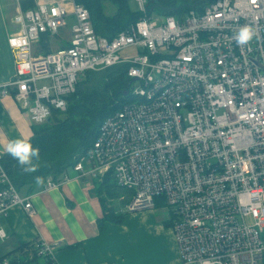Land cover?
I'll return each instance as SVG.
<instances>
[{
	"label": "built area",
	"instance_id": "1",
	"mask_svg": "<svg viewBox=\"0 0 264 264\" xmlns=\"http://www.w3.org/2000/svg\"><path fill=\"white\" fill-rule=\"evenodd\" d=\"M158 1L134 0L137 18L112 37L95 33L75 0L16 8L7 37L14 72L0 96L39 124L65 110L85 71L126 66L131 100L74 157L76 178L110 175L131 190L127 211L165 207L181 264H264V0H176L193 4L173 13ZM69 17V45L33 53ZM245 24L254 35L238 45L234 33ZM2 155L0 216L17 206L30 217V197ZM68 179L66 171L48 176L43 188ZM33 250L55 264L51 244L37 239Z\"/></svg>",
	"mask_w": 264,
	"mask_h": 264
},
{
	"label": "crops",
	"instance_id": "2",
	"mask_svg": "<svg viewBox=\"0 0 264 264\" xmlns=\"http://www.w3.org/2000/svg\"><path fill=\"white\" fill-rule=\"evenodd\" d=\"M37 1L52 0H0V84L8 82L14 72V53L7 46V37L17 28L12 20L16 8H30ZM59 30L43 35L33 53L68 46L70 30ZM31 125L12 97L0 96V143L18 136L29 138ZM66 173L69 179L58 186L44 189V180H40L30 189L28 185L20 189L30 197L34 213L29 217L15 206L0 216L4 232L0 257L9 254L6 258L17 264H50L33 250L34 241L41 239L51 244L55 264H181L170 221L159 217L156 208L127 211L121 199H114L121 221L105 220L99 225L102 207L96 188L106 176L84 182L71 167Z\"/></svg>",
	"mask_w": 264,
	"mask_h": 264
},
{
	"label": "trees",
	"instance_id": "3",
	"mask_svg": "<svg viewBox=\"0 0 264 264\" xmlns=\"http://www.w3.org/2000/svg\"><path fill=\"white\" fill-rule=\"evenodd\" d=\"M83 4L89 11L90 20L95 33L112 37L123 29L137 16V11H130L126 0H75ZM204 2L205 0H200ZM176 0H160L157 5L165 13L178 12L183 5L191 6L193 3H176ZM114 6L112 13H106L108 7ZM22 9H26L23 7ZM85 78L77 82L75 91L66 98L64 111L51 109L49 118L39 124H32V134L29 137L32 144L39 148V157L34 161L35 171H25L24 166L4 152L1 164L9 175L16 189L28 185L30 189L36 178L44 180L50 176L56 180L60 174L74 162V157L84 154L92 145L100 123L122 104L130 101V96L125 94L131 79L126 75V66L119 65L100 71H85ZM96 193L103 209V199H121V204H126L131 196V190L115 184L107 175L103 182L97 186ZM121 197V198H120ZM122 213L111 214L108 218L102 216L98 219L101 225L105 220L120 222ZM9 254H6L8 256ZM6 256L0 257V264Z\"/></svg>",
	"mask_w": 264,
	"mask_h": 264
},
{
	"label": "clouds",
	"instance_id": "4",
	"mask_svg": "<svg viewBox=\"0 0 264 264\" xmlns=\"http://www.w3.org/2000/svg\"><path fill=\"white\" fill-rule=\"evenodd\" d=\"M254 35L251 26L241 25L234 33L235 41L238 45L247 44ZM0 152H7L18 164L23 165L25 171H35L37 165L34 161L39 157V148L32 144L28 137H13L0 143ZM37 183L40 177L36 178Z\"/></svg>",
	"mask_w": 264,
	"mask_h": 264
},
{
	"label": "rangeland",
	"instance_id": "5",
	"mask_svg": "<svg viewBox=\"0 0 264 264\" xmlns=\"http://www.w3.org/2000/svg\"><path fill=\"white\" fill-rule=\"evenodd\" d=\"M126 4L127 7L129 8L130 11H136V4L134 2V0H126ZM114 11V6L111 5V7H107L105 12L106 13H112ZM70 20L68 18L65 19L64 21V27L60 30L63 31H69V27H70ZM59 30V31H60ZM70 38V35H69ZM85 78V75H81L79 78V81L81 82V80H83ZM78 81V84H79ZM114 200L112 199H108V198H104L103 199V209H102V216H104L105 218H108V216H110L111 214L114 216V214H118L119 212L117 211L116 208H114L113 205H116L114 202ZM161 204H158V206L156 207L157 210V215L161 218H168L169 219V214L168 211L165 207H160ZM262 237L264 238V228L262 229Z\"/></svg>",
	"mask_w": 264,
	"mask_h": 264
},
{
	"label": "water",
	"instance_id": "6",
	"mask_svg": "<svg viewBox=\"0 0 264 264\" xmlns=\"http://www.w3.org/2000/svg\"><path fill=\"white\" fill-rule=\"evenodd\" d=\"M127 93V91H125V94Z\"/></svg>",
	"mask_w": 264,
	"mask_h": 264
}]
</instances>
